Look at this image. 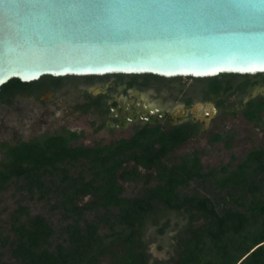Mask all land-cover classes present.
Wrapping results in <instances>:
<instances>
[{"label":"trees","instance_id":"obj_1","mask_svg":"<svg viewBox=\"0 0 264 264\" xmlns=\"http://www.w3.org/2000/svg\"><path fill=\"white\" fill-rule=\"evenodd\" d=\"M239 77L245 79L235 85ZM247 77L209 78L208 90L214 96L241 91ZM252 77L264 83V74ZM32 84L11 79L0 88V102ZM247 107L245 117L264 131L263 102ZM223 140L229 147L228 138L212 139ZM5 147L0 264H100L105 258L108 264H150L145 230L168 213L185 220L172 264H264V145L218 169H205L199 157H131L122 145L111 157L72 155L56 139ZM140 179L134 197L122 195L124 184ZM168 226L162 223L156 234Z\"/></svg>","mask_w":264,"mask_h":264},{"label":"water","instance_id":"obj_2","mask_svg":"<svg viewBox=\"0 0 264 264\" xmlns=\"http://www.w3.org/2000/svg\"><path fill=\"white\" fill-rule=\"evenodd\" d=\"M99 2L116 0H0V88L43 77L264 74V0Z\"/></svg>","mask_w":264,"mask_h":264},{"label":"flooded vegetation","instance_id":"obj_3","mask_svg":"<svg viewBox=\"0 0 264 264\" xmlns=\"http://www.w3.org/2000/svg\"><path fill=\"white\" fill-rule=\"evenodd\" d=\"M188 79L189 82L184 77L105 75L34 82L6 95L0 106L26 112L32 105L40 118L32 116L31 129L37 122H44L45 130L28 139H15V135L10 140L2 139L1 157H6V145L46 139H56L76 156L81 152L89 157H111L110 153L122 145L133 151L131 157H203L206 153L201 146L220 142L212 141L216 135L224 139L214 123L219 118L236 119L240 115L264 133L244 115L251 101L264 105V94L259 89L246 91L247 87H255L252 79L241 91L216 96L208 90L211 84L207 79ZM55 112L61 119L56 126ZM259 116L264 120V108ZM139 182L142 186L144 179Z\"/></svg>","mask_w":264,"mask_h":264},{"label":"rangeland","instance_id":"obj_4","mask_svg":"<svg viewBox=\"0 0 264 264\" xmlns=\"http://www.w3.org/2000/svg\"><path fill=\"white\" fill-rule=\"evenodd\" d=\"M247 78L253 79V77ZM185 79H187V82H189L188 78H184V80ZM243 79L245 78L239 77L237 83L242 82ZM255 80L253 81L255 82ZM251 89H259L261 93L264 94V83L256 82L255 87H247V93L248 91H252ZM35 112L36 109H32V105L30 109H27L26 112H17L9 110L5 106H0V143L2 139H13L12 137L14 135L15 139H28L40 132H43L46 126L44 122H37L31 129V124L33 122L32 116H36L38 120L40 118V114ZM43 116H47V114L43 113ZM53 116L57 117L55 120H53L54 126H56L61 122L60 113L55 112L53 113ZM47 125H50V123ZM54 126L50 127L52 128ZM214 126L215 128L218 127L216 130L219 131L225 139H229L230 146L228 147L224 140L213 145L201 146V150L206 154L199 158L202 166L205 169H218L220 166L227 164L235 166L249 150L264 145V133H260L258 130H256L253 127V123L247 122L242 117V115L236 119L231 117H226L224 119L219 118L214 123ZM1 159L2 157L0 153V160ZM140 184L141 182L137 183L136 185L124 184L123 195L130 197L134 196L140 191ZM166 222L169 224V226L165 228L164 233L159 235L156 234L157 229L161 227V224ZM184 222L185 220H183V217L177 216L175 213H168V215H166V219L162 218L157 225H154V223L150 222V226H148L145 230V234L147 236H145L144 240L146 243L145 253L149 257L150 264L153 262H165V264H172V259L175 260L177 258V235ZM100 264H108V258L103 259Z\"/></svg>","mask_w":264,"mask_h":264},{"label":"snow or ice","instance_id":"obj_5","mask_svg":"<svg viewBox=\"0 0 264 264\" xmlns=\"http://www.w3.org/2000/svg\"><path fill=\"white\" fill-rule=\"evenodd\" d=\"M134 6H150V5H133V4H129V3H124L122 2V0H116V2L113 3H106V2H99L96 3L94 5V7L98 8V9H104V8H125V7H134ZM233 6V5H230ZM237 8L240 7H256L255 4H235L234 5Z\"/></svg>","mask_w":264,"mask_h":264}]
</instances>
